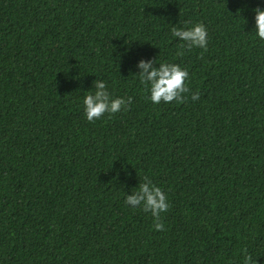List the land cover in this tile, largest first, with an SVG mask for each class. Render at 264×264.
Wrapping results in <instances>:
<instances>
[{"label": "trees", "instance_id": "obj_1", "mask_svg": "<svg viewBox=\"0 0 264 264\" xmlns=\"http://www.w3.org/2000/svg\"><path fill=\"white\" fill-rule=\"evenodd\" d=\"M257 7L0 0V264H264ZM196 22L206 49L172 35ZM140 60L187 68L186 98L153 104ZM97 78L132 102L89 122ZM144 177L167 196L162 231L125 204Z\"/></svg>", "mask_w": 264, "mask_h": 264}, {"label": "clouds", "instance_id": "obj_2", "mask_svg": "<svg viewBox=\"0 0 264 264\" xmlns=\"http://www.w3.org/2000/svg\"><path fill=\"white\" fill-rule=\"evenodd\" d=\"M255 36L264 40V9H255ZM172 35L184 42L183 46L188 49L201 48L208 46V31L204 23L196 22L190 27L174 28ZM156 60H140L137 67L141 69L138 73L140 83L143 84L149 93L148 99L153 104L161 101L177 103L185 99V95L190 92L187 83L189 71L179 64L170 62H160L159 66H154ZM94 92L87 93L83 98V111L89 122L100 119L105 113L113 114L126 109L131 104L132 98L114 97L108 90L107 84L103 79L93 81ZM199 98L198 92H192L193 101ZM125 204L133 207L140 206L146 213H150L154 218V229L164 230L161 222V213L168 211L169 202L165 192L161 187L154 184L148 177L139 183L137 190L125 196ZM251 257L246 250L243 253L242 264H250Z\"/></svg>", "mask_w": 264, "mask_h": 264}]
</instances>
